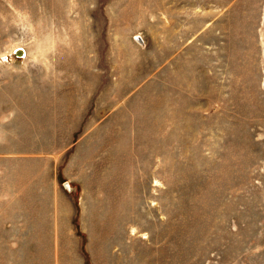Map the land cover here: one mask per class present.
<instances>
[{
    "label": "rangeland",
    "instance_id": "rangeland-1",
    "mask_svg": "<svg viewBox=\"0 0 264 264\" xmlns=\"http://www.w3.org/2000/svg\"><path fill=\"white\" fill-rule=\"evenodd\" d=\"M0 264H264V0H0Z\"/></svg>",
    "mask_w": 264,
    "mask_h": 264
},
{
    "label": "water",
    "instance_id": "water-1",
    "mask_svg": "<svg viewBox=\"0 0 264 264\" xmlns=\"http://www.w3.org/2000/svg\"><path fill=\"white\" fill-rule=\"evenodd\" d=\"M14 55L19 58V59H22L25 57V53H24V50L22 49H17L15 52H14Z\"/></svg>",
    "mask_w": 264,
    "mask_h": 264
}]
</instances>
